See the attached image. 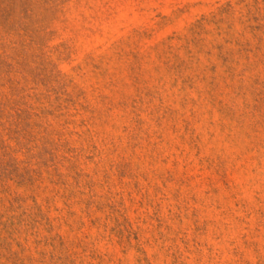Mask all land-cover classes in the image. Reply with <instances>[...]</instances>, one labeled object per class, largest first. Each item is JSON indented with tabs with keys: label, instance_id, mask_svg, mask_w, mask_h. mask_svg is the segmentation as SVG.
Segmentation results:
<instances>
[{
	"label": "rangeland",
	"instance_id": "obj_1",
	"mask_svg": "<svg viewBox=\"0 0 264 264\" xmlns=\"http://www.w3.org/2000/svg\"><path fill=\"white\" fill-rule=\"evenodd\" d=\"M0 264H264V0H0Z\"/></svg>",
	"mask_w": 264,
	"mask_h": 264
}]
</instances>
